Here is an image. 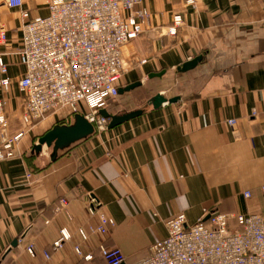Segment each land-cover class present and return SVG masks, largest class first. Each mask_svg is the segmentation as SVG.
<instances>
[{"label":"crops","instance_id":"obj_1","mask_svg":"<svg viewBox=\"0 0 264 264\" xmlns=\"http://www.w3.org/2000/svg\"><path fill=\"white\" fill-rule=\"evenodd\" d=\"M46 3L25 0L24 8L45 16ZM138 8L148 17L123 46L122 87L141 84L111 102L154 87L144 105L108 110L145 112L56 159L51 148L37 152L35 145L75 114L48 113L26 124L17 85L25 67L9 58L0 133L23 136L13 155L0 159V264H106L102 247H118L134 263L168 235L174 215L194 224L214 211L264 213V0H142ZM21 22L19 10L0 0V24L8 31L0 51L20 46ZM197 56L198 65L179 70ZM159 92L180 99L149 106Z\"/></svg>","mask_w":264,"mask_h":264},{"label":"built area","instance_id":"obj_2","mask_svg":"<svg viewBox=\"0 0 264 264\" xmlns=\"http://www.w3.org/2000/svg\"><path fill=\"white\" fill-rule=\"evenodd\" d=\"M141 1L47 0L48 14L32 16L24 8L25 0H6L9 8L20 12L22 34L20 46L0 51V85L10 84V59L15 57L25 67L17 85L26 124L63 110L83 114L94 124L105 122L99 111L118 96L126 73L123 46L140 35L148 17L146 10L138 8ZM180 21L181 16H175V23ZM7 39V28L0 24V45ZM4 122V101H0V124ZM0 136L3 159L13 155L23 132ZM250 196L246 191L245 197ZM232 220L236 227H231ZM104 222L114 224L113 219ZM167 227L168 235L134 263L127 262L118 247H102L106 264H264V213L214 211L194 224L180 213L167 221ZM99 229L106 232L104 225ZM55 244L60 246L61 241ZM28 252L34 255V246Z\"/></svg>","mask_w":264,"mask_h":264},{"label":"water","instance_id":"obj_3","mask_svg":"<svg viewBox=\"0 0 264 264\" xmlns=\"http://www.w3.org/2000/svg\"><path fill=\"white\" fill-rule=\"evenodd\" d=\"M202 59V56H197L194 59H191L185 62L181 67H179L180 71H187L191 68H194L198 65L199 61ZM163 72L152 73L150 77L161 76ZM141 82L133 83L126 87H120L119 93H124L138 85ZM180 97H172L167 98L164 93L159 92L153 97H151L147 104L153 108H160L168 102H176ZM145 112L143 107L131 110L124 111L121 113L113 114L107 108H102L99 113L105 118V120H109V124L107 128H114L124 122H127L137 116L142 115ZM96 125L90 121L83 114L76 113L74 115V119L70 124H56L50 130H48L45 134H43L35 145V150L37 152H41L44 146L51 148L53 150L52 159H56L59 151L64 150L70 147L72 144L85 139L92 134L95 133Z\"/></svg>","mask_w":264,"mask_h":264},{"label":"rangeland","instance_id":"obj_4","mask_svg":"<svg viewBox=\"0 0 264 264\" xmlns=\"http://www.w3.org/2000/svg\"><path fill=\"white\" fill-rule=\"evenodd\" d=\"M153 85H149L148 87H144V88H140L137 89L134 93H131L130 95H127L126 98H124L123 100L117 101L115 100V102H111V100L109 101V104L107 106V109L109 108L111 112H118L122 109L125 108H133L137 105H144L145 102L144 100L147 98V96L150 94V90L153 89ZM109 124V120H105V122L103 123H98L95 124L96 125V130L95 132H103L107 130V126ZM32 125V124H31Z\"/></svg>","mask_w":264,"mask_h":264}]
</instances>
